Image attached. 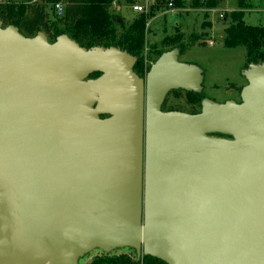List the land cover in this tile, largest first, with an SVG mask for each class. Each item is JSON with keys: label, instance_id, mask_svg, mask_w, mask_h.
I'll list each match as a JSON object with an SVG mask.
<instances>
[{"label": "water", "instance_id": "95a60500", "mask_svg": "<svg viewBox=\"0 0 264 264\" xmlns=\"http://www.w3.org/2000/svg\"><path fill=\"white\" fill-rule=\"evenodd\" d=\"M179 53L142 77L119 46L50 42L0 19V264L120 248L264 264V61L242 71L241 102L163 111L171 91L203 92L204 70Z\"/></svg>", "mask_w": 264, "mask_h": 264}, {"label": "rangeland", "instance_id": "374dc122", "mask_svg": "<svg viewBox=\"0 0 264 264\" xmlns=\"http://www.w3.org/2000/svg\"><path fill=\"white\" fill-rule=\"evenodd\" d=\"M115 1V0H113ZM108 8L109 15L115 19L110 27L114 29L106 40L110 46H118L122 35L132 30V26L144 14L146 15L145 42L138 57L135 71L142 77L150 69L159 55L178 47L181 57L188 55L190 60L199 64L206 72L203 81V92L195 93L182 90L171 91L163 104L165 111L178 110L198 113L201 100L208 97L216 102L235 100L241 102V90L247 84L242 71L248 66L246 49L243 46L228 48L222 45L226 37V29L235 23L231 14L243 10L244 21L249 25H264V0H221L216 7H196L193 0H184V7L149 4L150 0H116ZM65 5L66 15L58 17L53 9L55 3ZM135 4H147L148 11L139 13L132 9ZM67 0H0V9L13 8L14 16H3L0 19L4 26L14 22L21 32L34 36L38 31L46 34L50 42L63 34L73 20L68 10ZM221 15H224L222 18ZM33 31L29 33V31ZM136 32V30H135ZM180 37V39H176ZM213 43V44H211ZM99 76V75H98ZM102 256L100 250H94L80 262L87 264L91 255ZM128 254L137 260L136 253L130 248H120L112 254ZM93 258V259H94ZM143 256L139 260L142 264Z\"/></svg>", "mask_w": 264, "mask_h": 264}, {"label": "trees", "instance_id": "16d2710c", "mask_svg": "<svg viewBox=\"0 0 264 264\" xmlns=\"http://www.w3.org/2000/svg\"><path fill=\"white\" fill-rule=\"evenodd\" d=\"M67 1L69 2L68 10L72 13L73 20L64 33L68 34L81 46L86 48L94 46L109 47L110 44L106 39L114 33V29L110 27V24L114 23L115 19L109 15L108 8L111 6L113 0ZM243 1L244 0H240V6H243V4H241ZM169 2H173L174 6L177 8L184 7L185 5L184 0H157L158 5H168ZM220 2L221 0H193L192 4L196 7L209 8L218 6ZM7 10L8 11L0 9V17L5 15L14 16L13 8H8ZM231 16L233 17L235 23L226 29V37L223 41V45L228 48L243 46L246 49L248 64L251 62L257 63L259 61H264V25L259 26L246 24L243 19V10L238 13H233ZM8 25H15L20 29V27L14 22ZM145 26L146 15L143 14L134 26H132V30L128 31L127 34L122 35V41L118 44V46L127 50L132 55L137 56L145 42ZM31 32L33 31H29V33ZM176 39H180V37H177ZM137 67L139 66L137 65L136 68ZM87 264L141 263L139 260L134 259L128 254L122 253L117 255L111 253L96 257ZM142 264L166 263L152 256H143Z\"/></svg>", "mask_w": 264, "mask_h": 264}, {"label": "built area", "instance_id": "2783aa9c", "mask_svg": "<svg viewBox=\"0 0 264 264\" xmlns=\"http://www.w3.org/2000/svg\"><path fill=\"white\" fill-rule=\"evenodd\" d=\"M157 2V0H150V3L149 4H155ZM113 5L114 6H118L117 5V1H113ZM169 9H172V7H174V4L173 2H169L168 5H166ZM53 9L56 13V15L58 17H64L65 14H66V8H65V5L61 2H57L54 4L53 6ZM132 9L136 12H139V13H146L148 11V8H147V4H135L132 6ZM221 17L223 18L224 15H221ZM213 44V43H211Z\"/></svg>", "mask_w": 264, "mask_h": 264}, {"label": "crops", "instance_id": "0c3cea01", "mask_svg": "<svg viewBox=\"0 0 264 264\" xmlns=\"http://www.w3.org/2000/svg\"><path fill=\"white\" fill-rule=\"evenodd\" d=\"M167 51H169V50H167ZM164 52H166V51H164ZM164 52H162V53H164ZM162 53H161V54H162ZM161 54H160V55H161ZM160 55H159V57H160ZM159 57H158V58H159ZM158 58H157V59H158ZM157 59H156V60H157ZM156 60H155V61H156ZM179 60L182 61V62L193 63V64H196V65L200 66V65L197 64L196 62L191 61V60H190V57H189L188 55H186V54L183 55V56L181 57V51H180V53H179ZM155 61H154V62H155ZM154 62H153V63H154ZM153 63H152V64H153ZM200 67H201V66H200ZM201 68H202V67H201ZM202 69H203V68H202ZM205 75H206V72L204 71V81H205V77H206ZM97 76H98V75H94L93 77H97ZM182 91H184V90H182ZM185 92H187V91H185ZM188 93H189V92H188ZM184 112H185V111H184ZM186 112H187V111H186ZM188 113H189V112H188ZM108 117H109L108 115H102V116H101L102 119H105V118H108ZM112 156H114V153H112ZM96 254H97V253H95V254H93V255H91V256L89 257V259L87 260L88 263H89L90 261H92L93 258H94L95 256H98V255H96Z\"/></svg>", "mask_w": 264, "mask_h": 264}, {"label": "flooded vegetation", "instance_id": "af4514ba", "mask_svg": "<svg viewBox=\"0 0 264 264\" xmlns=\"http://www.w3.org/2000/svg\"><path fill=\"white\" fill-rule=\"evenodd\" d=\"M164 102H165V101H164ZM163 104H164V103H163ZM162 110L165 111V110L163 109V105H162Z\"/></svg>", "mask_w": 264, "mask_h": 264}]
</instances>
